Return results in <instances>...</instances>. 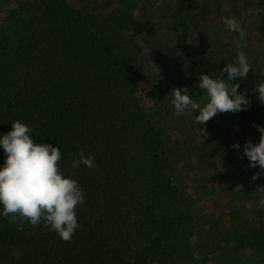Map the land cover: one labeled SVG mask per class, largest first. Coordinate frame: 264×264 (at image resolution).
<instances>
[{
    "label": "trees",
    "instance_id": "16d2710c",
    "mask_svg": "<svg viewBox=\"0 0 264 264\" xmlns=\"http://www.w3.org/2000/svg\"><path fill=\"white\" fill-rule=\"evenodd\" d=\"M188 1H173L174 44L154 59L176 64L175 88H187L201 102L200 74L215 78L220 70L192 42ZM134 8L132 0H31L9 12L24 68L3 100L0 136L19 120L37 143L59 147V168L81 185L84 203L76 209L80 227L67 243L42 224L18 230L0 216V264H207L195 254L196 221L171 177L169 148L136 94L141 47L130 35L150 38L157 29L138 20ZM22 10L31 12L26 21ZM262 80L252 68L247 78L234 80L250 100L248 110L237 113L244 121L264 122V104L254 94ZM205 126L220 130L217 115ZM247 139L239 136L238 150L248 165ZM81 151L94 156V169L71 168ZM4 160L0 147V167ZM213 230L205 229L204 252L246 249L255 264H264V210L239 221L228 238H215Z\"/></svg>",
    "mask_w": 264,
    "mask_h": 264
},
{
    "label": "rangeland",
    "instance_id": "374dc122",
    "mask_svg": "<svg viewBox=\"0 0 264 264\" xmlns=\"http://www.w3.org/2000/svg\"><path fill=\"white\" fill-rule=\"evenodd\" d=\"M30 1L0 0V113L3 100L9 97L24 68L8 15L18 4ZM132 1L136 18L149 21L157 29L156 36L150 38L127 33L141 47L136 94L154 124L159 125L174 168L171 177L184 191L188 210L196 221L191 237L195 254L200 260L206 258L207 264H255L256 257L249 250L227 254L217 248L210 253L203 251L201 243L205 229L213 228L215 238L225 239L239 221L256 217L257 200L264 195L256 189L264 186V175L251 180L259 167L249 168L239 150L230 145L238 143L240 135L258 143L260 133L253 125L264 127V122L244 121L237 113L217 114L221 128L213 131L205 125H195L192 114L177 115L171 104V90L181 75L179 67L174 63L163 66L154 59V55L168 53L174 44L170 15L174 0ZM20 13L23 21L31 17L28 10ZM186 13L193 44L219 70L231 63L239 50L245 53L251 68L264 76V0H189ZM225 17H235L246 33L239 49L233 43L239 40L238 35L222 23ZM18 28L24 31L22 26ZM218 146L219 150L213 151Z\"/></svg>",
    "mask_w": 264,
    "mask_h": 264
},
{
    "label": "clouds",
    "instance_id": "9594fccd",
    "mask_svg": "<svg viewBox=\"0 0 264 264\" xmlns=\"http://www.w3.org/2000/svg\"><path fill=\"white\" fill-rule=\"evenodd\" d=\"M222 23L228 31L238 35L239 40L233 43L239 49L240 41L246 36L239 21L235 17H225ZM250 70L247 56L238 50L236 58L226 63L215 78L200 74L198 88L204 91L203 103L194 101L187 88H173L171 104L175 113L191 115L196 112L194 123L203 126L217 114L248 110V93L238 91L239 83L232 81L238 77L247 78ZM224 73L226 79L222 78ZM254 94L264 104V80L255 86ZM253 126L260 133L259 142L253 144L247 139L243 155L247 157L249 168L259 167L251 176L255 181L264 175V127ZM31 133V127L16 120L11 123V130L0 136V147L5 153L3 167H0V216L17 223L18 230H23L25 223L33 227L42 224L54 231L62 242H70L80 227L76 209L84 203L83 189L77 180L61 172L60 148L37 143ZM230 147L238 150L240 145L234 143ZM81 164L89 169L96 167L94 156H86L83 151L73 159L71 168L79 169ZM256 191L264 193V186ZM256 206L264 210V195L257 200Z\"/></svg>",
    "mask_w": 264,
    "mask_h": 264
}]
</instances>
